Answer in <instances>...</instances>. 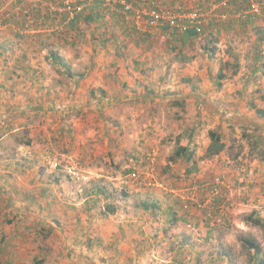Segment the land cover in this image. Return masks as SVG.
<instances>
[{"label": "rangeland", "instance_id": "1", "mask_svg": "<svg viewBox=\"0 0 264 264\" xmlns=\"http://www.w3.org/2000/svg\"><path fill=\"white\" fill-rule=\"evenodd\" d=\"M173 1L161 3L170 6ZM72 41L66 69L55 73L53 66L39 62L45 77L55 75V85L43 82L54 86L45 88L49 95L15 99L13 108L0 113V202L7 205L0 209V233L14 237L6 244L1 241L0 264H255L252 250L242 248L238 237L255 238L264 254L263 229L244 221L250 214L264 217V162L255 166L258 176L253 181L254 165L246 159L264 150L263 127H246L243 133L248 136L239 138L229 130L234 127L227 124L231 114L209 109L213 105L206 100V112L197 99L185 97L178 103L172 93L179 91L177 76L186 74V68L143 67L126 75L130 82L124 80L121 90L119 77L106 72L111 65H98L94 41ZM241 41L245 46L239 53L249 69L254 34ZM163 56L169 64L170 53ZM226 128L228 145L205 157L208 130L224 134ZM178 144L192 149V159L205 174L215 171L210 182L228 169L240 171V185L226 191L225 182H220L217 194H212L200 184L201 191L186 189L178 197V188H190L197 180L194 171L186 175L192 166L183 158L167 166ZM133 171L138 180L128 176ZM148 180L162 186L144 185ZM96 183L110 196L97 195ZM27 186L38 187L39 197L26 191ZM33 195L39 205L25 206ZM91 195L100 197L97 203ZM227 198L233 206L225 209ZM140 200L155 201L158 207L143 210ZM48 201L53 209L48 210ZM107 203H114L116 210L104 215ZM223 250L231 256L224 257Z\"/></svg>", "mask_w": 264, "mask_h": 264}, {"label": "crops", "instance_id": "2", "mask_svg": "<svg viewBox=\"0 0 264 264\" xmlns=\"http://www.w3.org/2000/svg\"><path fill=\"white\" fill-rule=\"evenodd\" d=\"M167 1L170 2V0ZM218 2L219 0H174L170 4H178L184 8H206L209 4H217ZM43 3L44 0H20L16 4L11 0H0V8H3L4 13L11 11L13 14L14 7L17 8L15 9L17 10L15 15L9 16V18L4 17L0 25V62L9 65L8 67L0 64V113L13 108L17 103L15 99L49 95L45 88L53 90L54 86H45L43 82H53L52 85H55V75L50 76V79L45 77L47 74L41 73L43 69L41 70L38 67L39 62L44 61L48 67L53 66L55 73L57 68L66 69V67H69L68 58L72 56L71 47L75 46L72 40H78L80 43L89 40L94 41L93 49L100 56V63L97 62L98 65L104 66L105 63L111 65L110 71L106 72L119 77L117 79L121 82L119 89L122 90L124 80L130 82V78L126 77L129 72L134 74L142 72L143 67L148 66L150 70L155 71H158L160 67L167 68L169 65L176 69H179V67L186 68V74L177 76L179 77L177 80L179 91L172 93L173 99L175 97L179 98L177 99L179 100L178 103H181L184 100L183 98L186 97L199 100L198 105L203 107L206 100L207 104L213 105L209 106V109L212 108L214 111L223 110L227 115L231 114L227 124L231 123V126H234L232 130L230 128L229 130L232 133L234 131L233 134L236 132V136L239 138L248 136V134L243 133L244 130L247 132L246 127L253 130L259 129L261 125L264 129V125H262L264 122L260 121L263 117L257 118V115L259 116L257 109L264 110V74L257 67L254 57L251 61V67L246 69L242 54L239 53L245 46L244 43H241L242 38H246L247 34L252 33L255 40L256 36L259 35V29L261 33H264V24L262 25L264 23L262 22L264 12L255 21H253L254 17L251 15L240 13L246 8L248 0H245V3H243V0H229L226 7L216 9L214 11L215 15L205 21L202 34H198L192 29L177 31L165 25L152 24L144 16L136 17L132 13L123 14L118 8L107 9L98 2L88 5L73 23L65 26L61 31L41 30L42 27H32L31 25L28 29L21 30L26 21V14L23 10L32 5L44 8L46 6ZM220 12L225 17H219ZM92 25L94 27L89 28ZM93 28H95V31H93ZM44 36H49L48 44L41 45L39 44L41 41L39 38ZM201 39L203 43L199 45ZM64 46L68 47V51L65 50ZM253 48L255 56L256 49L260 47L256 48L254 43ZM138 50L141 53H138ZM153 50H156V52H153ZM165 51L170 53L171 60L169 64L166 57L163 56ZM52 55H57L61 59L60 63ZM105 56L110 59L104 58ZM221 68L223 76L219 78L217 74ZM233 68H236L234 72ZM172 75H175V73H172ZM100 78L99 81H102V77ZM165 86L168 89L172 88L169 84ZM47 98L50 99L49 96ZM219 99L223 102L219 103ZM205 107L203 108L206 109ZM206 111L210 110H204V112ZM218 133L221 136V141L225 143L224 147H226L228 145L226 143L227 128L226 133L223 134L220 131ZM248 144L252 149L256 148L253 141H249ZM49 154L51 153L49 152ZM249 155L250 158L246 159L251 162L252 166L254 165L252 171L255 172L258 169L256 168L257 165L264 162V156L256 157L254 153ZM238 158L243 159L239 156ZM246 168L245 166V174ZM248 171H251V169ZM222 172L224 173L221 175V182H225L226 191H231L237 183H240V171L234 172L225 169ZM214 173L215 171L208 170L205 174L201 167H198V170L194 171L198 181L195 180L196 183L191 185L190 188L185 185L178 188L181 194L180 197L186 192V189L194 191L198 188L199 191L200 184H206L209 187V178ZM263 173L264 170L261 174ZM235 174H237V177ZM257 176L258 174L255 172L252 177L253 181L257 179ZM98 186L104 187L101 192H107L106 187L100 183H96L93 187L95 192ZM246 187L248 186L246 185ZM24 189L26 191L31 189L33 191L31 193L38 194V197L41 193L39 188L37 187L35 190L34 186H27ZM244 191L249 192L250 189L246 190L244 187ZM103 193H101V196H105V193ZM34 195L32 198L27 197L24 201L25 206L39 205V199ZM217 199L219 200V198ZM217 204L218 202L215 203V206H218ZM225 204L229 205V207H224L225 209L233 206L228 198ZM5 206L7 207L5 203L0 202V209ZM47 208L48 210L53 209V203L48 201ZM168 210H171V208L168 207ZM1 227L2 220H0ZM13 238H8L5 234L0 233V243L1 241H5V244L12 242Z\"/></svg>", "mask_w": 264, "mask_h": 264}, {"label": "built area", "instance_id": "3", "mask_svg": "<svg viewBox=\"0 0 264 264\" xmlns=\"http://www.w3.org/2000/svg\"><path fill=\"white\" fill-rule=\"evenodd\" d=\"M19 1L11 0L14 4ZM228 1L219 0L217 4L211 3L206 8H184L178 4L165 6L161 3V0H139L137 5H135L134 0H45L43 4L46 7L44 8L32 5L23 10L24 14H26V21L22 25L21 30H26L31 25L32 27H42L41 30L61 31L88 5L93 2H98L107 9L118 8L123 14L133 12L136 17L144 16L152 24H167L168 27L177 31L192 29L196 33L202 34L205 21L215 15L214 11L216 9L226 7ZM14 8L17 9L16 7ZM33 11L35 14L32 13ZM263 11L264 0H248L246 8L240 13L256 17L261 16ZM11 13V11L4 13L3 8H0V25L2 24L4 16L10 15ZM218 16L225 17L221 12ZM128 176L131 178V181L138 180L139 178V174L136 171L131 172ZM220 182V177H216L210 182L209 188L212 194H217L218 186L221 184ZM143 184L150 186L155 184V181L148 180ZM155 186L162 185L156 183Z\"/></svg>", "mask_w": 264, "mask_h": 264}, {"label": "trees", "instance_id": "4", "mask_svg": "<svg viewBox=\"0 0 264 264\" xmlns=\"http://www.w3.org/2000/svg\"><path fill=\"white\" fill-rule=\"evenodd\" d=\"M137 1L138 0H136V2H135V0H134L135 5H137ZM243 3H245V0H243ZM131 13L133 15H135L133 12H131ZM12 15L14 16V13L13 14L11 13L10 15H6L4 17L9 18V16H12ZM261 16L254 17L253 21H255L258 17H261ZM74 20L71 21L69 23V25L71 23H73ZM4 22H7V21H4ZM161 25L167 26V24H161ZM255 26H257V25H255ZM193 31H191V32L194 33ZM258 31H259L258 32L259 35L256 36L255 42H254L255 47L259 48L258 45L259 46L262 45V46H260L259 49H256V53H255L254 58H255L256 64L258 65L257 67H259L260 68L259 70L264 74V33H261L260 29ZM48 38H49V36H46V37L44 36L43 38L42 37L39 38V40H41L39 44H41V45L48 44ZM52 56L54 57V59L56 61L59 60V63H60L61 59L58 58L57 55H52ZM235 70H236V68H233V72ZM217 75L219 76V78L223 76L222 68ZM257 113L259 114L260 117H264V110L263 109H257ZM208 137L210 139V142H209V144L205 150V154H204L205 157H207V158L212 157L213 155H216L217 153H219V151L222 150L224 148V145H225V143L223 141H221L220 134L215 130L209 129L208 130ZM179 139H180V137H179ZM192 155H193L192 149H189L188 145L178 144L175 147L174 151L168 156L167 166H169L175 159L183 158L184 161H186L187 163L190 162V164L192 166L191 168L186 169V172H187L186 175H189L192 171L198 170V165H196V161L194 159H192V157H193ZM260 156H262V157L264 156V150L260 151ZM103 190H104V187L98 186L97 191L95 193L96 194L100 193ZM101 193H103V192H101ZM104 193H105V196H107V197L110 196L109 192H104ZM92 197L93 196L91 195L90 196L91 200L94 203H97V201L99 200V197H97V196H95L94 198H92ZM179 201H180V199L177 198L176 203H179ZM139 205L141 206V208L143 210H149V209L158 207L157 202H155V201L152 202V201H147V200H140ZM169 207L172 209L171 205H169ZM115 210H116V205L114 203H107L105 205V208H104V215H107L108 213L112 214L115 212ZM176 219L177 218H175L174 220H176ZM171 221H173V219H170V222ZM244 221L246 223H250L251 225L259 226L264 231V217H260L258 214L255 216L250 214V215H247L244 217ZM238 240H239L242 248H245L249 252H251V250H252L251 258H250L251 262L255 261V264H264V254H262V253H261L262 255L260 254V252L262 251V248H261V245H260L258 240H256L255 238L246 236V235H242V234L238 237ZM180 242L184 243L185 239L184 238L181 239ZM222 252L224 254V257H230L231 256V254L229 252H227V250H223Z\"/></svg>", "mask_w": 264, "mask_h": 264}, {"label": "clouds", "instance_id": "5", "mask_svg": "<svg viewBox=\"0 0 264 264\" xmlns=\"http://www.w3.org/2000/svg\"><path fill=\"white\" fill-rule=\"evenodd\" d=\"M170 190H172V189H170ZM171 192H173L174 194H175V192L174 191H171ZM180 197V196H179ZM181 198V197H180Z\"/></svg>", "mask_w": 264, "mask_h": 264}]
</instances>
